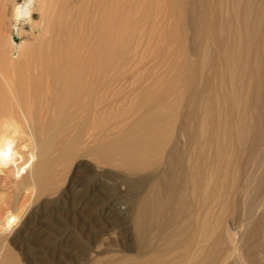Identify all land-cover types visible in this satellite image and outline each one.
I'll use <instances>...</instances> for the list:
<instances>
[{
    "label": "bare ground",
    "instance_id": "6f19581e",
    "mask_svg": "<svg viewBox=\"0 0 264 264\" xmlns=\"http://www.w3.org/2000/svg\"><path fill=\"white\" fill-rule=\"evenodd\" d=\"M12 1L0 0V8L10 2L13 18L29 21L39 4L44 31L36 45H18L21 59L10 58L12 38L0 43V171L14 176L12 203L0 209V251L7 241L28 243L29 217L19 221L24 201L50 185L55 166L75 157L84 135L97 136L96 104L109 98L98 91L101 80L111 81L130 38L127 0ZM183 7L181 24L190 27L196 53L184 61L186 96L143 114L114 144L89 148L109 166L120 157L124 171L69 191L86 206V219L95 215L96 185L115 192L104 211L109 221L119 223L124 209L127 217L119 223L124 245L112 249L106 236L89 241L86 264H264V0H190ZM78 118L67 139L68 123ZM22 138L28 142L19 146ZM227 206L239 209L231 219L223 218ZM55 244H46L50 253Z\"/></svg>",
    "mask_w": 264,
    "mask_h": 264
},
{
    "label": "rangeland",
    "instance_id": "374dc122",
    "mask_svg": "<svg viewBox=\"0 0 264 264\" xmlns=\"http://www.w3.org/2000/svg\"><path fill=\"white\" fill-rule=\"evenodd\" d=\"M187 1L190 0H127L126 12L129 13L127 21L130 27V38L124 54L121 57H116L113 67L111 66L112 73L110 72L108 77L111 81L104 84L106 78L101 80L103 82L98 91H108L109 98L106 101L101 98L96 104L97 113L93 124L97 128V130H94L97 136L91 139L84 135L86 137L83 136L85 140L83 139L82 145L80 144L81 146L79 145L74 149L75 157L66 161L62 166H55V174L49 180L50 185L48 187L46 185L40 195L32 194L28 202L27 200L24 201L19 214V221L27 216L29 217V241L26 245L21 243V238L14 240L13 243L5 242V245L8 243L6 245L8 250L0 251V264H49V256L53 259L54 264H86L89 257L86 243L88 244L89 241L94 243L98 241L97 238L106 236L107 240L110 237V241L115 244L110 245V248L118 249L121 248V245H124L126 233L119 223L127 221L126 214L124 215L125 209L121 208V210L124 209V212L120 211L123 215L121 213L117 215L120 217L119 223L109 221V217L105 216L104 212L114 201L115 192H113L114 194H106L98 185L93 186L95 187L93 188L94 196H96L92 203L95 207V215L86 219L84 215L86 206L77 205L78 197L71 196L72 192L69 191L70 189L73 191L78 184L82 185L81 188L87 184L89 185V183L94 185L96 179H98L96 181L101 182L103 180L107 181L110 177L107 181L109 183L116 173L124 171L125 167H122V169L119 166L118 159L120 157L118 159L116 155L112 157V164L109 166L100 163L97 157L91 154L89 148L104 142L114 144L116 140L122 138L127 126L129 127L131 124L138 122L143 114H153L161 109L163 110V108L165 110L171 104L176 105L177 95L186 96V78L183 77L184 61L186 58L190 61L196 58V53L193 50L195 39L192 31L189 26L181 24V20L184 21L188 14L183 7ZM12 2L15 5H24L25 0H13ZM92 2L95 3L94 5H99V3V6L102 5V0H90L89 5L90 3L93 5ZM36 5L30 21L25 17L13 18V6L10 2H7L5 8H0V43L5 44L10 38L14 40L17 46L12 49L10 54V58L13 60L21 59V56L17 55L18 45L34 46L43 35L44 29L41 13L38 9L39 4ZM173 6H175L174 13H172ZM177 7L180 12H178ZM95 16L96 14H91L88 21L93 20ZM180 30H182V34H180ZM197 83L200 87L201 78H198ZM163 99L165 100L163 101ZM143 100L151 103L146 102L147 104H145ZM182 109L180 108L179 111ZM179 111L175 113L174 118L179 115ZM79 120L78 118L68 123L67 139L70 138L71 133L76 132L75 127ZM97 120L99 124H97ZM90 124H92L91 119H89L86 127ZM105 128H109V136L107 132H102ZM27 142V139L22 138L18 144L21 146V144ZM56 153L57 151L53 152V154ZM94 159H96V162ZM113 163H115V166ZM98 166L100 169H96ZM93 173L94 175L91 176ZM96 173H99V175ZM90 177H94L95 180ZM13 178L12 174L0 171L1 210L12 203ZM99 178H102V180ZM83 181L86 182L85 185ZM24 195L23 191L17 195L16 204L22 202ZM81 201L86 200L82 198ZM122 206V204L119 205V207ZM226 208V210H222L223 216L225 215L223 218L226 219L234 217L237 210H239L237 209L236 212L233 210L232 213L228 206ZM260 208L258 213H260L259 216L263 217L264 206ZM213 209L217 211L216 207ZM213 209L212 214L216 212ZM213 220L212 218L211 222H214ZM221 225H217L219 227L216 228H221ZM213 237L212 234L210 240ZM50 240L56 243L54 251L51 253L47 246ZM9 249L11 253H9Z\"/></svg>",
    "mask_w": 264,
    "mask_h": 264
}]
</instances>
